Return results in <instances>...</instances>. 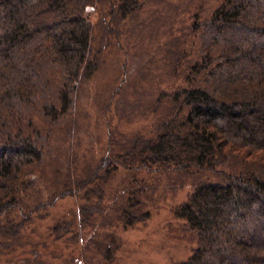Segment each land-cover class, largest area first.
Instances as JSON below:
<instances>
[{"label":"trees","instance_id":"16d2710c","mask_svg":"<svg viewBox=\"0 0 264 264\" xmlns=\"http://www.w3.org/2000/svg\"><path fill=\"white\" fill-rule=\"evenodd\" d=\"M141 2L0 0V256L35 245L23 229L52 200L36 194L30 201L29 189L38 167L59 162L67 169L58 197L82 192L86 199L120 166L157 176L189 175L192 190L174 213L183 220L182 236L195 247L177 264H264V0H220L204 14L197 4L181 29L183 41L155 46H168L173 78L169 89L157 88L152 98L153 113L161 110V116L130 136L109 133L105 153L85 175L74 173L80 157L61 149L81 126L76 110L84 86L109 57L107 46L120 39L121 25L114 22L135 20ZM88 8L101 13L98 36ZM154 58L146 62H161ZM56 132H62L59 150L51 142ZM134 184L115 209L116 219L126 224L149 215L139 195L157 187ZM86 204L72 218L76 223L59 221L53 231L80 242L91 226ZM87 242L83 251L92 238ZM100 249L112 254L110 247ZM78 256L94 264L92 256Z\"/></svg>","mask_w":264,"mask_h":264},{"label":"rangeland","instance_id":"374dc122","mask_svg":"<svg viewBox=\"0 0 264 264\" xmlns=\"http://www.w3.org/2000/svg\"><path fill=\"white\" fill-rule=\"evenodd\" d=\"M219 2L220 0H142V5L132 15H137L135 20L128 17L123 22H114L121 25L120 39L113 40L107 46L109 57L84 86L76 110L80 128L73 137L67 138L64 145H60L61 149L66 150L65 155L75 154L80 157L79 170L75 174L85 175L84 172L87 173L89 168H94L90 164L105 153L111 139L109 133L114 138L130 136L139 132L143 126L148 128L155 117L161 116V110L157 114L153 113L152 98L156 96L157 88L169 89L173 78L167 69L170 62L168 46L163 45L160 51V47L155 46L168 39L170 45L177 46L178 42L183 41L181 29L185 31L182 27L189 25L192 12L198 8L197 4L203 6L198 10L204 14ZM87 12L98 36L101 13L95 8H88ZM153 55L161 59V62H146ZM61 134L62 132H56L51 138L57 150ZM84 156L90 163L83 161ZM49 165L35 170L34 181L29 189L30 201L36 194L42 201L52 200L45 207L34 211L30 222L23 229L26 237L34 240L35 245L26 246V250L14 247L10 255L4 253L0 256V264H7L6 259L10 257L13 260H32L29 264H83L78 258L79 253L92 256L94 264H177L193 252L195 242L182 236L183 220L174 213L175 208L187 199L192 190L189 175L180 176L169 172L157 176L144 170L120 166L97 189L103 196L98 202L100 194L96 191L86 196L88 201L82 197V192L58 197L62 187L59 178H63L67 167L59 162H50ZM43 169L44 174L41 173ZM73 170L71 168L72 172ZM200 175L205 177L207 174ZM139 181L146 185H157L155 190H143L139 195L141 205L149 215L126 224L116 219L115 209L120 204V199L127 196L135 186L134 183ZM93 186L91 183L82 189ZM138 187L143 189L142 183ZM87 202L90 209H87L86 215L90 214L91 226L85 227L80 242L71 239L70 233L53 231L59 221H74L72 218L75 213L78 210L80 212L82 207L85 208ZM104 219L110 221V224L107 221V226H100ZM60 234L62 238L55 241V235ZM89 237L92 238V243L83 251ZM100 246L110 247V257L101 251Z\"/></svg>","mask_w":264,"mask_h":264}]
</instances>
